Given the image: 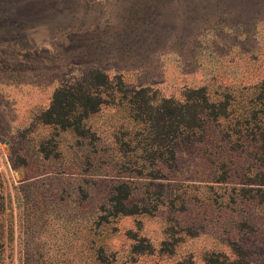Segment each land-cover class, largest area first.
I'll use <instances>...</instances> for the list:
<instances>
[{"label":"rangeland","instance_id":"obj_1","mask_svg":"<svg viewBox=\"0 0 264 264\" xmlns=\"http://www.w3.org/2000/svg\"><path fill=\"white\" fill-rule=\"evenodd\" d=\"M91 69L110 81L86 119L93 138H51L37 114ZM117 76L156 98L203 86L213 101L226 94L231 113L175 169L149 164L136 174L140 161L117 151L119 131L133 126ZM262 91L264 0H0L4 264L202 263L212 253L264 264V160L228 129L244 133L237 119ZM121 179L127 206L145 211L109 214Z\"/></svg>","mask_w":264,"mask_h":264},{"label":"trees","instance_id":"obj_2","mask_svg":"<svg viewBox=\"0 0 264 264\" xmlns=\"http://www.w3.org/2000/svg\"><path fill=\"white\" fill-rule=\"evenodd\" d=\"M108 88H110L108 76L98 69H91L74 86L55 89L48 107L37 114L36 120L50 126L51 138L61 132H68L76 139L93 138L94 131L86 123V119L107 101L101 92ZM117 90L121 92V98H126L123 109L133 124L131 130L119 131V136L132 135V138L121 141V137L117 135V141L120 138L117 142V151L125 163L133 166L136 161H140V164L134 167L136 174L145 171V166L149 164H158L157 167L170 168L169 170L175 169L177 161L182 156L192 154L200 145L210 142L212 132H215L213 128L220 121L227 120L231 113L226 94L223 99L213 101L209 99L203 86L185 88L180 100L171 97L156 98L154 94H149L150 90L147 87L123 88L117 76ZM262 96L264 97V93L256 94L252 100L250 99L249 108L246 107L241 113L242 118L237 119L240 123H245L243 134L239 133V128L228 129L242 140L249 138L248 142H254L256 153L264 160V99L260 101ZM217 131L221 132V129ZM223 134L228 135L226 131ZM39 147V151L47 158L51 150H46L42 144ZM147 173L155 175L150 171ZM256 190L258 199L264 201V188ZM130 193L131 189L126 180L114 181L107 199L109 214L145 211L143 204L127 206L126 200ZM1 205L0 203V212ZM135 246L142 249L141 246ZM3 248L0 228V264H4ZM172 264H247V262L240 257L226 259L212 253L205 256L202 263L182 259Z\"/></svg>","mask_w":264,"mask_h":264}]
</instances>
